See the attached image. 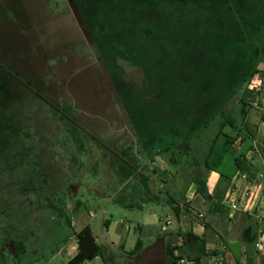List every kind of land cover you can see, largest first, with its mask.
Instances as JSON below:
<instances>
[{"label":"rangeland","instance_id":"374dc122","mask_svg":"<svg viewBox=\"0 0 264 264\" xmlns=\"http://www.w3.org/2000/svg\"><path fill=\"white\" fill-rule=\"evenodd\" d=\"M263 45L264 0H0V264H50L76 197L125 193L118 164L139 182L144 123L174 157L238 117Z\"/></svg>","mask_w":264,"mask_h":264},{"label":"crops","instance_id":"0c3cea01","mask_svg":"<svg viewBox=\"0 0 264 264\" xmlns=\"http://www.w3.org/2000/svg\"><path fill=\"white\" fill-rule=\"evenodd\" d=\"M59 21L48 19L36 34L47 39L44 29ZM261 52V66H244L242 76L245 71L264 73V45ZM227 111L218 119L210 140L196 138L198 134L175 140L181 150L174 157L167 148L170 141L165 153L154 144L163 138L160 123H144L141 143L154 152L134 161L148 164L149 171H143L139 182L133 174L124 178L123 184H128L125 193L113 189L106 195L107 204L95 210L76 197V205L71 203L73 211L67 213L68 230L50 264L68 263L77 252V233L84 226L91 229L101 254L80 264H173L177 255L185 258V264H217L219 258L224 264H240L243 259L247 264H264L254 255V242L264 231V125L259 124L264 117V99L256 105L253 98L240 108L238 117H230ZM226 124L229 131L224 130ZM238 171L249 178L261 175L252 183L249 199L241 196L247 183L237 176ZM200 186L205 194L199 191ZM237 188L235 206L224 203L223 198ZM71 191L78 195V190ZM161 218L171 220L165 230ZM138 242L140 248L133 252Z\"/></svg>","mask_w":264,"mask_h":264},{"label":"built area","instance_id":"2783aa9c","mask_svg":"<svg viewBox=\"0 0 264 264\" xmlns=\"http://www.w3.org/2000/svg\"><path fill=\"white\" fill-rule=\"evenodd\" d=\"M248 88L253 91L256 105H260L262 99H264V73H255L250 82L248 83ZM260 125H264V117L260 120ZM237 176L245 180L247 187L241 192L242 197L249 199L253 196V186L252 183L259 179L261 175L256 178H249L248 175L243 171H238ZM239 194V189L231 191L228 195L223 198L224 203H228L230 206H235ZM161 228L165 230L167 226L171 223V220L166 218H161ZM243 254L246 255V250H243ZM254 255L260 257L264 260V231L260 232L258 238L254 242ZM177 263L185 264V258L181 255H177ZM217 264H224L222 258H219ZM240 264H247V260L243 259Z\"/></svg>","mask_w":264,"mask_h":264},{"label":"trees","instance_id":"16d2710c","mask_svg":"<svg viewBox=\"0 0 264 264\" xmlns=\"http://www.w3.org/2000/svg\"><path fill=\"white\" fill-rule=\"evenodd\" d=\"M169 2H185L186 0H167ZM198 1V0H196ZM256 72V71H254ZM253 72V73H254ZM249 72L245 71L243 73V76L248 75ZM252 74V73H250ZM238 161V158L235 159ZM134 167L132 165H128L127 163H120L117 165V173L122 178H128L130 177L134 172ZM199 191L202 194H205V188L203 186L199 187ZM140 248V242L137 243L135 250L133 252H136ZM12 249L13 254L15 257H19L22 252H24V245L20 241H14L12 242ZM101 254V247L99 244L96 243L95 238L91 232V229L89 226H84L82 229H80L77 233V252L76 254L68 260L67 264H80L86 259H92L95 256ZM173 264H178L177 260L173 261ZM187 264H197L195 261H191Z\"/></svg>","mask_w":264,"mask_h":264}]
</instances>
